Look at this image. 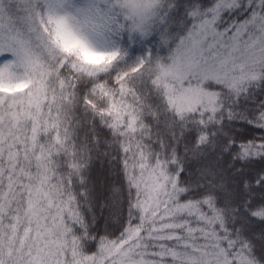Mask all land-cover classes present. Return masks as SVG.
Listing matches in <instances>:
<instances>
[{"label":"snow or ice","instance_id":"6c2138e0","mask_svg":"<svg viewBox=\"0 0 264 264\" xmlns=\"http://www.w3.org/2000/svg\"><path fill=\"white\" fill-rule=\"evenodd\" d=\"M0 264H264V0H0Z\"/></svg>","mask_w":264,"mask_h":264}]
</instances>
